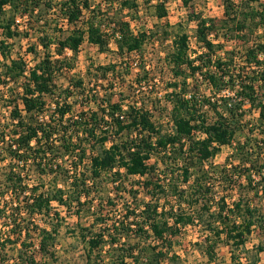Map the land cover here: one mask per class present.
<instances>
[{"label":"trees","instance_id":"obj_1","mask_svg":"<svg viewBox=\"0 0 264 264\" xmlns=\"http://www.w3.org/2000/svg\"><path fill=\"white\" fill-rule=\"evenodd\" d=\"M222 1V18L189 15L200 51L190 48L183 23H166L172 37L163 58L171 77L162 95L155 97L151 88L134 91L150 87V71L142 65L119 100L102 99L86 111L94 99L85 95L82 79L66 77L67 86L58 85L73 70L81 45L108 50L113 42L123 63L97 70L100 78L109 73L122 79L125 60L143 55L146 42L127 17L144 5L161 21L168 0H107V9L91 0H0V109L9 110L0 119V264H9L13 246L15 264H42L31 248L37 239L38 250L49 254L55 228L32 220L58 216L53 203L93 216L88 235L81 233L87 264L104 244L114 248L110 264H161L187 229L197 230L191 244L208 260L219 244L247 253L253 232L264 238V214L253 205L254 198L264 199V4ZM31 38V65L11 57L14 40ZM232 41L240 48L226 50ZM72 95L85 100L78 111ZM254 111L258 120L244 121ZM244 127L243 140H235ZM223 145L231 153L214 164ZM49 177L61 185H51ZM107 184L114 197L105 200ZM122 193L129 203L120 219H109L112 201ZM96 225L100 231L92 233ZM131 235L152 240L146 252L126 245ZM252 248L251 259L231 253L230 264H259L264 246Z\"/></svg>","mask_w":264,"mask_h":264},{"label":"rangeland","instance_id":"obj_2","mask_svg":"<svg viewBox=\"0 0 264 264\" xmlns=\"http://www.w3.org/2000/svg\"><path fill=\"white\" fill-rule=\"evenodd\" d=\"M93 5L100 3L103 9H107V0H91ZM237 1V0H236ZM264 4V0H259ZM223 1L222 0H187V3H184V0H168L166 4L167 15L164 19L159 21L158 19L150 16L145 13V6L140 5V11L133 13L129 19L131 24V29L134 33L142 32L146 34V42L143 47V55L131 54L125 61L128 64V70L124 72L122 79H117L109 73L105 75L104 78H100L101 69L97 70L98 67H104L116 63L118 65L122 64V60L114 52L115 46L113 42H110L108 50H99V48L88 42H84L78 54L73 57L74 68L71 73L65 77L60 76L58 78V85L61 87H66L68 82L67 78H80L83 81L85 95H90L91 99H94L86 111L94 110L96 105L99 104L102 99H110L111 101H117L120 99V93L125 92L126 89L130 88L133 78L136 72L141 71L142 65H145L146 71H150L149 86H137L135 92H140L142 90H153V95L159 97L164 93L165 85L169 81L171 75L168 71L166 63L164 61V55L168 51L171 44V37L169 36L171 27L169 25H174L176 23H183L184 30L188 34V41L191 49L197 51L201 50V46L196 42L194 38V22L188 21L189 15L200 13L203 17H214L222 18L223 17ZM167 23V24H166ZM104 29L109 31V27L104 26ZM34 38L31 39H20L14 40L11 45V57H22L26 60L28 65L33 63V56L28 52V47L33 43ZM222 39L220 40V42ZM225 43V42H224ZM226 50L229 49H239L240 47L235 44L234 41L226 42ZM4 58L0 54V61H3ZM121 63L119 64V61ZM144 70V69H143ZM143 72V71H141ZM96 73L99 78L96 77ZM101 73V74H100ZM73 74V76H72ZM67 77V78H66ZM22 82V79L19 80ZM79 93V92H78ZM126 94V93H125ZM154 99V98H153ZM69 101L74 106V111L81 109V106L78 105L81 101H85L83 98L72 95L69 97ZM47 109L50 108L51 101L46 99ZM162 102V100H161ZM125 103V102H123ZM162 103H165L164 101ZM160 111H164L162 106H159ZM7 109L2 107L0 109V119L5 120L8 115ZM154 119H157V115L154 116ZM163 119H167V112L163 113ZM252 119H257V113H246L244 121H252ZM249 121L250 125L252 123ZM167 126L168 124L165 123ZM247 129L244 127L242 131L238 132L235 140H243ZM231 153V147L223 145L220 151L212 159L214 164H222L227 155ZM47 180V178H46ZM48 181V180H47ZM49 183H56L57 186L61 185V181L57 178L49 177ZM111 184L104 186L102 191L103 199H108V197H114V189L111 187ZM218 194L222 193L219 187L215 189ZM219 191V192H218ZM125 194V193H124ZM120 200H113L110 210L107 212V217L109 219H120L123 214V207L127 205L129 197L124 195ZM143 193H139L138 197L142 198ZM252 194H250L251 196ZM253 205H256L264 214V199L254 198ZM99 198L94 199V203H98ZM88 204V201H87ZM52 212L57 210L58 216L56 217H40L35 216L32 223L38 225V227H46V229L51 231V228H55V233H52L51 244L49 245V254H45L38 250L37 239L35 240L34 246L31 248L32 252L37 259V261L42 264H87L86 258V248L85 242L82 240L81 233L88 235L90 230V225L93 222V216L83 211L80 215L76 214L78 206H73L71 209L64 206H59L56 203L52 204ZM120 217V218H117ZM109 223V222H108ZM99 225H96L92 233H97L100 231ZM87 229V230H82ZM197 239V230L187 229L181 236L175 238V241L170 247V252L166 258H164L161 264H230L231 262V253L235 256L240 257L241 261H245L244 257L251 259L255 255V249L252 248L254 245L259 242L264 246V238H262L258 233L253 232L249 237L246 243L248 252L237 248H231L225 244H219L214 252V258L208 260V257L203 254L195 245L191 244L192 241ZM126 245L134 248V251L138 253L143 251L146 244L151 242V239L141 240L132 235L127 239L123 240ZM127 247V246H124ZM114 252V248L104 244L101 246L100 252L92 253V264H110L109 256ZM7 255L10 257L8 260L9 264L16 263V248L7 249ZM174 256V258H172ZM89 264V263H88ZM126 264H133L129 259L126 260ZM259 264H264V255L261 254Z\"/></svg>","mask_w":264,"mask_h":264},{"label":"crops","instance_id":"obj_3","mask_svg":"<svg viewBox=\"0 0 264 264\" xmlns=\"http://www.w3.org/2000/svg\"><path fill=\"white\" fill-rule=\"evenodd\" d=\"M261 254H263V255H264V252L262 251V252H260V253H259V256H260V257H261ZM259 262H260V261H259Z\"/></svg>","mask_w":264,"mask_h":264}]
</instances>
